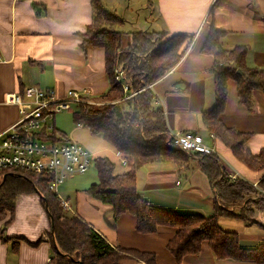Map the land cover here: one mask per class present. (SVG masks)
Here are the masks:
<instances>
[{"label":"crops","instance_id":"crops-1","mask_svg":"<svg viewBox=\"0 0 264 264\" xmlns=\"http://www.w3.org/2000/svg\"><path fill=\"white\" fill-rule=\"evenodd\" d=\"M131 1L126 4L125 0H111L112 3L102 0L106 8L113 6L110 10L125 19L120 26L123 46L131 43L132 32L138 30L185 34L191 39V45L179 63L152 85L158 103L164 107L170 131H198L201 140L215 148L229 173L236 172L239 178L251 184L264 180V168L256 170L248 166L211 133L204 122L205 113L216 105L217 83L215 58L202 50L212 26H216L224 32L221 41L225 49L247 46V64L264 71V0ZM141 9L147 14L146 24L130 28L129 20H134L136 12L139 16ZM93 17L92 0H0V133L21 116L18 105L6 102L9 93L24 94L29 86L55 89L59 97H64L69 89L85 92L86 97L106 93L110 86L106 50L100 46H85L82 37ZM252 96L251 107L240 103L238 82L229 78L227 99L220 119L226 126L248 133L250 136L244 149L258 155L264 147V89H254ZM82 126L80 123L70 130L73 138L78 135L86 140L94 139L87 145L91 152L98 155L106 152L115 158L117 173L131 169V160L123 164L119 151L100 137L90 138L87 132L82 131ZM62 133L71 139L67 132ZM190 154L183 165L170 161L142 166L137 172L140 195L159 207L205 217L217 216L220 226L236 232L240 245L246 249L263 244L264 208L255 209L252 218L218 214L209 178L199 159ZM103 156L112 160L111 156ZM97 176L98 172H86L58 185L61 186L59 198L65 199L70 207L66 211L86 222L114 248L154 253L157 264H179L167 247L176 228L160 225L156 232L141 233L136 229V216L129 212L123 213L114 226L113 206L86 191L97 182ZM258 203L264 205V201ZM231 210L239 212L237 208ZM11 219L5 231L10 240H4L2 229L4 223ZM50 231V217L40 194L19 193L14 214L9 212L5 219L0 220V264H47L56 254ZM121 263L147 264L138 258L123 259ZM181 264L248 263L235 258H217L205 240L202 250L186 255Z\"/></svg>","mask_w":264,"mask_h":264},{"label":"trees","instance_id":"trees-1","mask_svg":"<svg viewBox=\"0 0 264 264\" xmlns=\"http://www.w3.org/2000/svg\"><path fill=\"white\" fill-rule=\"evenodd\" d=\"M92 4L93 21L82 37L85 46H100L106 50L110 86L100 96L87 97L91 102L78 103L74 119L93 133L103 134L117 151L130 157L132 167L125 173H117L113 160L97 155L95 166L99 180L86 189L87 193L113 206L111 215L114 226L123 213L129 212L136 216V229L141 233L156 232L160 225L175 227V235L167 247L179 264L186 255L199 253L205 240L217 258L264 264V243L254 249L242 247L238 234L223 229L217 216L205 217L159 207L140 195L137 172L142 166L170 161L183 165L191 157L189 152L174 144L164 107L158 103L152 88L154 82L179 63L189 49L191 39L185 34L169 35L166 31L138 30L132 32L131 43L123 46L120 26L125 19L99 3V0H92ZM223 34V31L212 26L202 49L215 58L217 83V102L213 110L205 113L204 122L208 130L239 159L256 170L262 169L264 147L258 155L246 151L244 144L250 135L226 126L220 114L225 108L229 78L238 82L240 103L251 107L253 90L264 89V71L247 64V46L225 49L221 41ZM119 70L123 71V81L116 78ZM124 83L128 84L127 91ZM53 135L61 141L69 140L66 134L58 133L56 127ZM195 156L214 190L218 214L231 213L252 218L255 209L264 208L258 202L246 200L254 187L245 179H232L217 152H197ZM50 181V176L40 173L14 168L0 171V220L5 219L9 212L14 214L19 193L40 194L50 217V235L56 248V254L47 264H122L121 261L127 258L157 264L154 253L114 248L86 222L67 212L59 196L50 188ZM235 208L239 212H231ZM11 221L4 223V240H10L5 236V231Z\"/></svg>","mask_w":264,"mask_h":264},{"label":"built area","instance_id":"built-area-1","mask_svg":"<svg viewBox=\"0 0 264 264\" xmlns=\"http://www.w3.org/2000/svg\"><path fill=\"white\" fill-rule=\"evenodd\" d=\"M116 78L123 81L122 70L118 71ZM124 88L127 91L128 84L124 83ZM71 101L91 102L85 92L75 89L67 90L64 97H59L55 89L39 86L27 87L24 94L9 93L6 102L18 105L21 116L10 128L0 133V171L14 168L50 176V188L56 194L57 186L66 179L86 173L92 164L91 153L78 141H61L53 135L55 114L71 109ZM170 135L177 147L192 154L215 152V148L201 140L196 130H176L171 131ZM119 157L123 164L130 162L124 153L120 152ZM230 176L232 179L240 177L236 172L230 173ZM262 181L252 183L254 191L250 194V201H264ZM60 199L62 207L68 209V202Z\"/></svg>","mask_w":264,"mask_h":264},{"label":"rangeland","instance_id":"rangeland-1","mask_svg":"<svg viewBox=\"0 0 264 264\" xmlns=\"http://www.w3.org/2000/svg\"><path fill=\"white\" fill-rule=\"evenodd\" d=\"M106 1L112 3L111 0H106ZM125 2H126V4H128V3L132 2V1L131 0H125ZM99 3L104 4V2H102V0H99ZM111 7H113V6L110 5V9L112 10ZM136 17H138V18H136ZM146 17H147V14H146V12L143 9H141V14L139 16H138V13L136 12V16H135L134 20H129V26H130V28H133L134 29V27L140 26L141 24H143V25L146 24V21H145V18ZM87 99H89V98H87ZM82 104H87V103H82ZM77 108H78V103L75 102V101H71V109H69V110L68 109H64V110L59 111V112H57L55 114V124H56L57 130H58V133L67 132V134L69 135V137L72 140H75V139H76L75 141H78L79 140L78 142H80L81 144H83L85 146V148H87V150L92 155V164L90 166V169L87 171V173L89 172V173L92 174V173H95L96 172V174H97V169H96V166H95V157L98 155V153L91 152L89 146H87L88 143H93V141H94L93 138L98 139V137H100L106 144H108L109 146H111L114 150H115V148L108 143V141L103 137V135L101 133H93L85 125L82 126L83 127L82 131L83 132H87V134H89L90 138H92L93 140H86V139H84V137H81V136L78 137V135H76L75 138L72 137V134H71L70 130L72 128H77V126H78V123L74 119V112L76 111ZM58 135H60V134H58ZM104 154L105 155H108V156H111V155L107 154L106 152H102V155H104ZM129 159H130V157H129ZM112 160L116 162V165H118V162H117V160L115 158L112 157ZM98 180H99V178L97 176V181ZM57 188H58L57 189V192L58 193H61V186L60 187L57 186ZM69 209H70V207L68 208V210ZM65 210H67V209H65ZM245 262L248 263V264H250V261H245Z\"/></svg>","mask_w":264,"mask_h":264}]
</instances>
